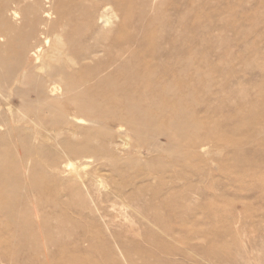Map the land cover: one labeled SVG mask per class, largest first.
<instances>
[{
	"label": "bare ground",
	"instance_id": "obj_1",
	"mask_svg": "<svg viewBox=\"0 0 264 264\" xmlns=\"http://www.w3.org/2000/svg\"><path fill=\"white\" fill-rule=\"evenodd\" d=\"M172 14L173 0H0V264L175 263L174 232L152 228L196 214L197 186L170 178L207 162L216 98Z\"/></svg>",
	"mask_w": 264,
	"mask_h": 264
},
{
	"label": "rangeland",
	"instance_id": "obj_2",
	"mask_svg": "<svg viewBox=\"0 0 264 264\" xmlns=\"http://www.w3.org/2000/svg\"><path fill=\"white\" fill-rule=\"evenodd\" d=\"M257 2L173 0L177 16L172 14L168 21L177 23L176 33L191 51L194 65L207 69L211 98H216L208 114L215 132L206 146L207 162L179 168L170 178L181 186L187 176L192 189L197 186L196 214L152 228L155 235L174 232L170 241L177 254L174 264H264V195L259 196L255 179L264 177V39L258 46L262 29L255 23ZM228 87L232 90L227 92ZM231 136L244 139L238 150L231 141L223 142ZM116 143L124 149L121 140ZM154 156L145 154L143 160L152 161ZM94 169L86 167L89 175L98 172ZM137 171L114 181L121 184L147 172ZM129 218L125 219L130 223L133 217Z\"/></svg>",
	"mask_w": 264,
	"mask_h": 264
}]
</instances>
